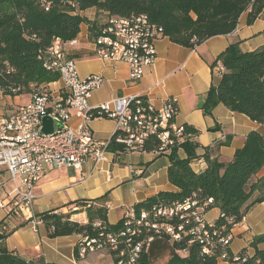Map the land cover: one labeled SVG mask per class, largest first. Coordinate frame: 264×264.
I'll list each match as a JSON object with an SVG mask.
<instances>
[{"label": "trees", "instance_id": "1", "mask_svg": "<svg viewBox=\"0 0 264 264\" xmlns=\"http://www.w3.org/2000/svg\"><path fill=\"white\" fill-rule=\"evenodd\" d=\"M48 5L49 10H46ZM94 8L109 16H147L149 21L163 27L166 37L174 43L194 48L213 37L233 33L246 12H249L248 24L252 25L264 14V0H0V92L14 98L48 91L50 84L59 81L60 74L47 70V50L57 38L64 43L76 40L83 23L90 24L93 39L101 23L90 22L81 13ZM217 62L221 64V70L217 72L220 82L207 93L204 114L211 116L218 105H224L230 111L245 114L258 125H264V46L242 52L233 44ZM184 127V137L169 154L168 178L177 190L160 192L136 205L135 210L140 213L151 211L154 206L168 207L193 196L200 201L212 200L209 211L217 208L221 212L215 225L227 226V234L244 220L249 210L264 203V178L256 179L264 168V135L251 133L244 147L225 162L209 149L199 155L197 151L201 146L196 141L199 131ZM108 147L116 156L126 151L114 137ZM159 147L160 141L156 137L147 140L145 145L147 152H156ZM180 150L186 157H181ZM198 159L205 160L207 169L196 173L192 163ZM255 193L259 196L252 200ZM106 203L107 196L95 202L81 203L87 213V224L72 219L73 213L50 211L40 214L39 218L52 239L73 235L102 239L100 234L103 232L118 233L124 229V219L116 225L108 222ZM222 214L233 218L235 223L229 224ZM97 223L101 226H96ZM4 239L5 236L0 237V264H40L29 263L9 252ZM190 240L188 236L172 244L166 238L157 240L152 247L158 242L170 246V257L165 264H218L225 250L231 264H264V250L260 248L264 245V234L254 238L255 254L252 257L245 252L239 254L247 259L245 262H233L230 247L218 246L210 254H202L203 247L199 243L190 245ZM151 248L141 254L138 264H154ZM183 250L188 251L185 257L180 254ZM76 256L79 258L78 249ZM112 258L117 261L116 254Z\"/></svg>", "mask_w": 264, "mask_h": 264}, {"label": "crops", "instance_id": "2", "mask_svg": "<svg viewBox=\"0 0 264 264\" xmlns=\"http://www.w3.org/2000/svg\"><path fill=\"white\" fill-rule=\"evenodd\" d=\"M97 9L82 12L90 22L97 20ZM104 14L103 12H100ZM249 12L244 13L236 30L225 36H216L194 48L174 43L169 37L157 42V62L148 68L144 78L137 83L130 80V68L125 63L103 60L96 55L92 44L90 24L83 23L77 36V44L65 43L68 56L77 62V69L82 78L90 75L104 77L103 85L94 91L90 106L97 107L119 97L141 96L149 99L156 108H160L169 98L177 101L179 114L175 119L177 126H190L199 135L196 141L200 144L197 153L203 155L206 149L214 151L221 160H231L236 152L244 147L247 137L258 132L264 135V125L250 120L245 114L230 111L224 105H218L211 116H206L203 104L207 93L213 85L220 82L217 62L219 56L231 45H237L242 52L255 51L264 46V14L252 25L248 24ZM217 62V63H216ZM48 92L55 98L61 97V87L52 83ZM0 119L12 115L22 105L32 101V95L18 97L4 96L0 92ZM82 119L74 115L69 124L78 128ZM88 126L95 138L108 142L113 137L115 123L108 119H91ZM170 152L131 153L116 156L109 152L106 160L94 163L87 162L82 170L61 168L49 170L36 189L35 214L39 217L45 212L73 213L71 217L80 223L87 224V213L82 209V202L108 198V222L118 224L123 215L136 205L146 202L160 192L177 190L168 178ZM181 157H186L180 150ZM196 173L207 169L204 159L192 163ZM264 178V168L256 179ZM9 175L5 167H0V199L9 195ZM259 196L255 193L252 200ZM251 200V201H252ZM216 211V214H213ZM220 209L208 211L205 218L215 223L220 217ZM6 214L0 211L1 226ZM40 219V218H39ZM9 233L4 239L8 251L29 263L40 264H115L114 258L107 251L92 253L85 259L76 256L77 245L83 241L81 235L50 238L47 227L40 224L37 231L22 218H7ZM233 241L230 251L233 255L245 252L252 257L255 249L252 242L255 237L264 234V203L255 205L244 220L232 229ZM1 243V240H0ZM264 250V245L261 246ZM93 255V256H92ZM187 255H184V257ZM218 264H231L219 260Z\"/></svg>", "mask_w": 264, "mask_h": 264}, {"label": "built area", "instance_id": "3", "mask_svg": "<svg viewBox=\"0 0 264 264\" xmlns=\"http://www.w3.org/2000/svg\"><path fill=\"white\" fill-rule=\"evenodd\" d=\"M104 15L105 21L92 39L97 57L127 64L130 80L140 82L147 69L157 62L156 44L166 37L164 28L152 21L141 22L137 16ZM77 42L74 39L69 43ZM64 44L61 39H55L45 55L47 70L60 74L56 84L61 87V97L40 91L29 104L19 106L12 115L0 119V167L6 168L11 189L7 198L0 199V211L6 214L1 226L5 236L9 233L6 220L13 215L36 231L43 223L35 214L36 189L49 170L66 167L80 171L87 162L106 160L111 140L101 142L95 138L88 126L91 119H108L115 123L113 137L125 146V154L147 152L146 142L153 137L160 141L157 154L171 152L185 134V127L175 124L179 108L174 98L167 99L160 108L141 96L119 97L97 107L90 106V99L94 91L102 87L104 77L94 74L82 78L77 62L68 56ZM74 115L83 121L78 128L69 124ZM46 116L61 125L52 136L41 131ZM212 203V200L200 201L193 196L168 207L154 206L151 211L138 213L131 208L123 215L124 229L120 232H103L102 239L93 238L89 244L80 241L77 245L79 259L107 251L112 256L116 254L115 264H138L141 254L149 252L157 240L168 238L173 244L188 236L190 245L199 243L203 247L202 254H210L218 246L229 248L233 241L232 230L225 234L227 226L217 227L205 218ZM221 216L227 218L229 224L235 223L233 218ZM180 254L188 255V251ZM229 257L225 250L219 260L227 261ZM246 260L233 255V262Z\"/></svg>", "mask_w": 264, "mask_h": 264}, {"label": "rangeland", "instance_id": "4", "mask_svg": "<svg viewBox=\"0 0 264 264\" xmlns=\"http://www.w3.org/2000/svg\"><path fill=\"white\" fill-rule=\"evenodd\" d=\"M96 16H97V20L99 19L98 21L100 23L105 21L106 16L104 14L100 13L99 11L96 13ZM85 18L87 19V17H85ZM0 97H1V94H0ZM6 185H7V188H9V190H10V184L7 182ZM9 192H11V190ZM213 214H216V211H213L212 215ZM84 240H85V238L83 239V241ZM169 248H170V246L166 242L156 243L155 246H153L151 248V251H150V254L152 256L151 261L154 264H165V263H167V261L169 260V257H170L169 256L170 255Z\"/></svg>", "mask_w": 264, "mask_h": 264}, {"label": "water", "instance_id": "5", "mask_svg": "<svg viewBox=\"0 0 264 264\" xmlns=\"http://www.w3.org/2000/svg\"><path fill=\"white\" fill-rule=\"evenodd\" d=\"M42 124L41 131L46 136L54 135L56 130L61 126L58 121L49 116L43 118Z\"/></svg>", "mask_w": 264, "mask_h": 264}, {"label": "bare ground", "instance_id": "6", "mask_svg": "<svg viewBox=\"0 0 264 264\" xmlns=\"http://www.w3.org/2000/svg\"><path fill=\"white\" fill-rule=\"evenodd\" d=\"M137 20H140L141 22H143V21L149 22V19L147 16H139V17H137ZM90 241H93V240H91L89 238H85V240L81 244H89Z\"/></svg>", "mask_w": 264, "mask_h": 264}]
</instances>
